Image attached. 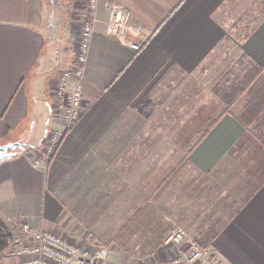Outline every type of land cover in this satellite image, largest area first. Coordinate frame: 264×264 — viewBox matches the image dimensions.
Wrapping results in <instances>:
<instances>
[{"label":"crops","instance_id":"1","mask_svg":"<svg viewBox=\"0 0 264 264\" xmlns=\"http://www.w3.org/2000/svg\"><path fill=\"white\" fill-rule=\"evenodd\" d=\"M227 1L98 0L83 66L82 115L54 158L35 167L31 156L45 133L62 129L51 113L52 91L77 50L85 0H70L64 15L55 12L44 33L38 27L40 0H0V146L25 145L0 163L1 262L17 261L10 253L25 242L23 225L68 235L71 222L87 212L95 215L103 197L134 183L149 186L150 156L157 151L150 149L147 135L143 138L148 120L142 105L161 85L180 87L191 80L230 37L219 18ZM110 3L130 12L139 51L105 34ZM233 27L240 29L236 37L245 56L264 67V13L252 24ZM47 40L54 47L45 55ZM224 90L188 114L177 134L176 162L160 161L152 179L157 189L167 182L179 191L175 206H181V194L202 206L189 227L200 245H213L221 263L264 264V139L239 120L243 98L224 111ZM186 170L193 175L183 183ZM183 210L180 217L175 213L176 223L187 221ZM158 246L168 251L163 240Z\"/></svg>","mask_w":264,"mask_h":264},{"label":"rangeland","instance_id":"2","mask_svg":"<svg viewBox=\"0 0 264 264\" xmlns=\"http://www.w3.org/2000/svg\"><path fill=\"white\" fill-rule=\"evenodd\" d=\"M40 1L38 27L44 33L52 15L55 12L64 15L69 11L71 4L70 0ZM263 13L264 0H228L225 3L219 12V18L228 24L230 37L223 40L206 58L191 80L180 87H174L172 84L161 85L142 105L148 120L143 138L145 141L147 135L150 149L157 151L154 156H150L149 166L153 172L149 186L134 183L132 188L121 187L109 198L103 197L102 205L96 206L95 215L87 212L84 219L71 222L70 228L67 229L68 235L62 233L67 240L81 247L97 244L106 246L109 249V264H150L169 257V252L158 246V241L163 240L172 230L181 228L187 237L194 238V229L189 226L197 213L196 210H200L202 206L196 208L198 203L184 194L180 195L178 201L181 206H175L173 202L179 191L175 192L173 184L167 182L163 187L165 189H157L152 178L158 175L156 167L160 161L164 162L169 158L170 162H176L178 156L173 155V151L176 150L177 134L180 133L182 122L186 121L188 114L200 104L215 100L226 86L240 81L252 71V62L241 50V40L236 37L240 29L233 25L252 24ZM48 40L45 55L50 54L54 47ZM176 81L175 77L173 84ZM189 101L195 102L191 108L185 105ZM180 105L185 107L180 110ZM195 120H200V116ZM250 129L257 138L264 139V121H255L250 125ZM191 175L193 174L186 170L182 176L183 183L188 181ZM146 200L149 203H146ZM183 209L186 210L187 221L176 223L174 215L176 213V216L180 217ZM187 224L191 231L184 226Z\"/></svg>","mask_w":264,"mask_h":264},{"label":"built area","instance_id":"3","mask_svg":"<svg viewBox=\"0 0 264 264\" xmlns=\"http://www.w3.org/2000/svg\"><path fill=\"white\" fill-rule=\"evenodd\" d=\"M98 0H85L77 50L72 63L57 74L52 91L51 113L58 118L62 129L45 133L43 142L33 150L31 163L35 167L46 166L55 156L66 133L82 115V74L88 48L97 21ZM130 12L122 5L110 3L105 23V34L121 44L139 51L141 46L132 39ZM74 81L70 84V78ZM25 242L15 245L10 253L17 261L8 264H109V249L101 244L81 247L71 243L58 233L32 229L23 225ZM169 257L150 264H223L212 244L200 245L185 231L176 228L163 239ZM170 250V251H169ZM0 264H5L0 261Z\"/></svg>","mask_w":264,"mask_h":264},{"label":"trees","instance_id":"4","mask_svg":"<svg viewBox=\"0 0 264 264\" xmlns=\"http://www.w3.org/2000/svg\"><path fill=\"white\" fill-rule=\"evenodd\" d=\"M252 65V71L240 81L228 85L221 96L226 106L224 111H227L239 98L244 99L245 107L238 118L245 127L258 120L264 121V67ZM216 120L215 118L210 121L204 134L216 123Z\"/></svg>","mask_w":264,"mask_h":264},{"label":"water","instance_id":"5","mask_svg":"<svg viewBox=\"0 0 264 264\" xmlns=\"http://www.w3.org/2000/svg\"><path fill=\"white\" fill-rule=\"evenodd\" d=\"M25 149V145L21 142H13L4 146H0V163L17 154L18 151Z\"/></svg>","mask_w":264,"mask_h":264}]
</instances>
